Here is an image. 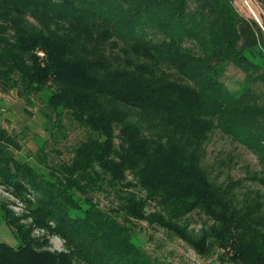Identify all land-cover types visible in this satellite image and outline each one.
Segmentation results:
<instances>
[{
	"label": "trees",
	"instance_id": "obj_1",
	"mask_svg": "<svg viewBox=\"0 0 264 264\" xmlns=\"http://www.w3.org/2000/svg\"><path fill=\"white\" fill-rule=\"evenodd\" d=\"M263 29L234 0H0V90L29 104L45 94L52 127L69 118L89 131L46 174L16 158L0 124V182L32 190L33 221L66 247L38 250L6 209L19 244L0 240V264H158L133 241L135 219L200 254L264 264V203L240 204L202 146L219 129L264 163ZM231 66L245 74L233 85ZM107 186L145 195L118 191L124 202L105 211L94 193ZM197 210L214 223L193 236L182 220Z\"/></svg>",
	"mask_w": 264,
	"mask_h": 264
},
{
	"label": "rangeland",
	"instance_id": "obj_2",
	"mask_svg": "<svg viewBox=\"0 0 264 264\" xmlns=\"http://www.w3.org/2000/svg\"><path fill=\"white\" fill-rule=\"evenodd\" d=\"M234 3L242 14L255 18L264 26L263 0H234ZM227 76V81L233 85L242 80L245 74L231 66ZM46 99L45 94H38L29 104L14 90H0V124L18 142L19 148L14 147L16 158L27 160L37 170L47 174L49 167L71 160L74 148L88 136L89 131L69 118L64 120L63 129L52 127L53 121L45 117L50 113ZM202 146L206 154L205 164L212 177L223 184L238 182L234 193L240 204L246 200H261L264 203V163L260 162L254 151L219 129L209 132ZM128 179L131 180L132 175ZM102 189L94 193V199L105 211L117 208L119 203L124 202L118 191H121L122 197L129 191L136 192L139 197L145 195L138 186L123 187V190L108 186ZM18 192L11 185L0 182V240L15 247L19 244L12 228L5 221V212L9 209L28 229L25 232L39 241L38 250L64 251L66 247L62 237L33 221L31 209L36 202L34 192ZM146 210L148 213L155 212L158 207L150 202ZM182 222L188 225V233L193 236H199L203 229L206 231L214 223L199 210L187 215ZM130 225L134 232L133 241L153 259H157L158 264H242L221 258L220 249L210 254H200L177 234L146 220L135 219ZM74 264L81 262L75 261Z\"/></svg>",
	"mask_w": 264,
	"mask_h": 264
}]
</instances>
